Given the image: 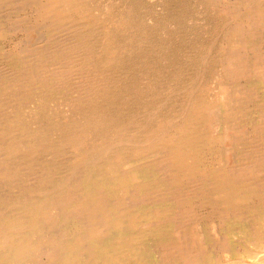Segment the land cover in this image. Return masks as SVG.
<instances>
[{
	"label": "bare ground",
	"instance_id": "obj_1",
	"mask_svg": "<svg viewBox=\"0 0 264 264\" xmlns=\"http://www.w3.org/2000/svg\"><path fill=\"white\" fill-rule=\"evenodd\" d=\"M157 1L175 13L145 0L119 19L115 2L97 14L92 0H0V264H264V95H241L264 73V0ZM164 47L171 62L188 49L193 81L170 117L138 84L150 68L154 83L168 75ZM138 63L144 74L122 90ZM193 79L218 97L195 95Z\"/></svg>",
	"mask_w": 264,
	"mask_h": 264
},
{
	"label": "rangeland",
	"instance_id": "obj_2",
	"mask_svg": "<svg viewBox=\"0 0 264 264\" xmlns=\"http://www.w3.org/2000/svg\"><path fill=\"white\" fill-rule=\"evenodd\" d=\"M93 1V3H94V8H95V12L98 14V13H100L101 14V9H103L102 8V5L103 4H109V3H113V2H115L114 4L115 5H117V8H120V12H118L117 13V19H119L120 17L119 16H121L120 14L122 13H126V12H128V10H129V8L133 5V3L131 2L132 0H92ZM125 1V2H124ZM134 1H136V0H134ZM127 3V4H126ZM126 5V6H124V5ZM145 4H146V6H148L149 8L152 6H154L155 7V9H157L156 11H158V12H160L161 13V15L163 16H167V14H170V13H175V9H173L172 8V11H168V10H165V9H163L161 6H159L158 5V1L157 0H145ZM130 6V7H129ZM129 7V8H128ZM161 9V10H160ZM31 9H26V10H21V11H19V14H15L14 16H15V18H19L20 16L21 17H27L28 19H29V17H31ZM9 12H11V10L9 11ZM162 12H163V14H162ZM24 13V14H23ZM138 13H140L139 11H137L136 13H135V17H139V16H142L143 17V15H144V17H146V16H148L149 18H148V20L147 19H144V21L146 20V24H147V26H148V28L149 27H151V28H153L154 26H153V24H152V16L153 15H150V14H146V13H144V12H142V15H141V13L140 14H138ZM8 15H10V13H8ZM167 17H170V16H167ZM14 19V18H13ZM164 19H166V18H164ZM168 19V18H167ZM117 21V20H116ZM167 22V21H166ZM151 25H150V24ZM170 26H172V27H170V28H168L169 30H178V26H179V23L177 22V23H175V22H167ZM183 23L184 24H187V25H196V27L197 28H199L200 26H201V24H203V21H200L199 22V20H196V21H194L193 19H191V16L189 17V18H187V20H185V21H183ZM114 28V30H118L119 29V31L121 30V29H124L125 28V31L126 32H128V34L129 35H132V34H135L136 32L133 30V29H131V28H129V26L128 27H124V26H119L118 28L117 27H113ZM153 30V29H152ZM187 31H188V28H187ZM201 31L203 32L204 31V25L202 26V29H201ZM189 33V32H188ZM20 35V34H19ZM18 35V36H19ZM186 34H184L183 32H182V36H184V37H186L185 36ZM37 36L38 35H34V37L32 38V40L30 39L29 40V42L30 43H32V44H35L36 43V38H37ZM191 36H193V35H191ZM202 36V33H199L197 36H196V38H194V36L192 37V38H194V39H191V46H192V48H194V46L195 47H197L198 46V44L201 42V39L199 38L198 39V37H201ZM20 37V39H21V37H23V35H20L19 36ZM19 37H17V38H15L14 40H10V39H6L5 41H4V43H3V51L4 52H8V51H13L12 49L15 47L16 48V45H17V41H19ZM165 37H167V36H165ZM190 37V36H189ZM203 37H204V35H203ZM9 40V41H8ZM182 40L183 39H181L180 41L182 42ZM6 42V43H5ZM179 42V41H178ZM14 43V44H13ZM183 43V42H182ZM5 44V45H4ZM16 44V45H15ZM184 44V43H183ZM8 45H10V46H8ZM194 45V46H193ZM8 46V47H7ZM166 47H164L163 48V51H161L160 52V54H159V63L157 64V66L158 67H163L164 69H163V73H162V75L164 74V72L166 71V73L168 74V75H165V76H163V77H161V79L158 81V82H155L154 83V81H151L150 80V78L151 77H153L152 76V74H154V72L153 71H151L152 70V68H150V73H148V74H151L150 76L148 75L147 77V79H145L144 81H141V83H138L137 81L139 80V78H140V74H144V72L142 71H140V68H141V64L140 63H138L137 64V66H136V70L134 71V72H129L128 71V73H127V75H124L125 77L123 78V80L121 81V83H120V88L122 89V88H124V87H121V85H124L125 86V83H127L128 85L133 81V80H135L136 79V82L140 85V86H142V87H150V88H152V91L151 92H149V93H147L146 94V96H144V98H143V101H144V103H145V105H147V104H149V102H150V105L151 106H154V105H156V103L155 102H153V101H156V102H158V101H161L163 104H164V106L163 107H165V108H163L162 110H164V115L162 116V117H170V116H172L173 114H174V112H172L171 110L172 109H174V105H175V100L177 101V102H180V104L181 103H183L184 102V100L186 99V92H185V90L187 89V88H191V84H192V80L189 78V75H188V77H187V73H188V71H190L189 70V66L187 67L186 66V59H187V52L186 51H188V49H186L185 50V47H180V51H179V53H178V49H177V56H175V58L172 60V62L169 60V58H171V56L169 55V54H167V52H168V50L167 49H165ZM10 49V50H9ZM168 49H169V47H168ZM190 50V49H189ZM143 51V50H142ZM185 51V52H184ZM191 51H192V53H193V51L194 50H192L191 49ZM263 53H264V47H263ZM184 54V55H183ZM133 55H135V53L133 52V50H132V48H128L127 49V51H124V56L127 58V59H129V60H131V59H133ZM166 55V56H165ZM164 56H165V59H164ZM181 56V57H180ZM185 56V57H184ZM140 60H141V58H139ZM147 59H149L150 61H153V58L151 57V58H147ZM167 59V60H166ZM182 59V60H181ZM167 62H166V61ZM182 61V62H181ZM164 62V63H163ZM177 62V63H176ZM179 63V64H178ZM0 64H1V60H0ZM146 64V63H145ZM263 64V63H262ZM185 66V67H184ZM209 68H211V65H209V67L207 68V70L210 72V69ZM263 68H264V64H263ZM259 68L257 67V70H258ZM195 69H193V70H191V72H193ZM206 70V71H207ZM207 71V72H208ZM207 72H206V75H205V78H207L208 77V74H207ZM256 71H254L253 70V74L251 75V76H253L254 75V73H255ZM260 78H259V80H260V82H259V84H258V87H257V91H255V93L254 92H252L251 90H250V87L248 86V88H243L242 89V92H241V95H242V97L245 99V98H247V102L251 105V101H252V98H257V100L258 99H260V98H262L263 97V95H264V73H263V70L262 71H260ZM161 75V74H160ZM161 75V76H162ZM210 76H212V74H210ZM244 77H239V78H237L236 79V82L237 81H239V80H242ZM195 82H197L198 84V86H197V90H194L193 91V93L195 94V95H201V96H211L212 94H214V93H216L217 92V89L215 90V91H213L214 90V87H213V84H211V81H209L208 79L207 80H204V82H198V80H195V79H193ZM210 80H213L212 78H210ZM180 82V83H179ZM149 83V84H148ZM137 84V85H138ZM174 86H176V88H178L177 90H174ZM243 86H246V85H243ZM242 86V87H243ZM148 87V89H150ZM120 90V89H119ZM123 90V89H122ZM208 90V91H207ZM176 91V92H175ZM155 92V93H154ZM149 94V95H148ZM215 96L216 97H218V94L216 93L215 94ZM156 99V100H155ZM159 99V100H158ZM167 102V103H166ZM155 103V104H154ZM152 104H154V105H152ZM179 104V105H180ZM178 105V106H179ZM241 111H242V115H246V116H248V115H250L249 114V110H248V107H242L241 108ZM245 116V117H246ZM258 125H260V124H258ZM256 131L255 130H251L250 131V135H252V136H254V135H256ZM251 139V138H250ZM240 149V151H241V153L245 156L246 155V153H245V149L243 150V149H241V148H239ZM214 157V158H213ZM219 155H218V153H216V152H209V151H206V154H205V161L204 162H206V163H210V164H214V165H216L217 164V166H220V162H219ZM227 170H229L228 168H227ZM233 172V171H232ZM208 208H212L211 206H209ZM211 231V228L209 229V231H208V233Z\"/></svg>",
	"mask_w": 264,
	"mask_h": 264
}]
</instances>
